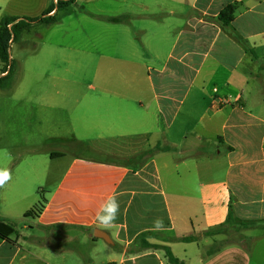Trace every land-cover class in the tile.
I'll return each mask as SVG.
<instances>
[{"label": "crops", "instance_id": "crops-1", "mask_svg": "<svg viewBox=\"0 0 264 264\" xmlns=\"http://www.w3.org/2000/svg\"><path fill=\"white\" fill-rule=\"evenodd\" d=\"M31 2L0 0V20L38 18L55 5L39 0L38 16ZM82 3L77 23L102 29L78 36L80 54L100 59L96 83H57L66 81L71 64L66 16L24 32L11 47L15 75L0 87V169L11 174L0 185V219L12 225L22 219L24 232L14 243L0 239V264H169L160 246L184 264H264V251L249 246L264 240V0ZM227 6H235L229 29L243 44L218 21ZM92 14L132 19L116 24ZM30 57L44 59L33 72L48 76L46 83L18 78ZM56 59L59 72L48 64ZM7 74L0 63V78ZM217 96L230 104L217 107ZM135 138L145 140L142 148L160 143L173 150L128 165L66 150L71 142L92 141L96 151L102 141ZM46 187L41 214L26 217L36 190ZM110 196L120 208L104 227L95 217ZM229 215L233 226L203 235ZM156 219L160 230L153 229ZM252 222L263 225L240 227ZM189 235L201 238L173 240ZM145 241L159 248H144Z\"/></svg>", "mask_w": 264, "mask_h": 264}, {"label": "rangeland", "instance_id": "rangeland-1", "mask_svg": "<svg viewBox=\"0 0 264 264\" xmlns=\"http://www.w3.org/2000/svg\"><path fill=\"white\" fill-rule=\"evenodd\" d=\"M29 4V9L32 10L33 14H36L38 16L41 15V12H39V0H32ZM82 1L85 0H75L74 5H70V8L67 9L66 12L61 13L63 10H59L58 14L56 15L57 21L58 19H62V17L66 16V21L69 20V22L72 23L70 25V30L72 33V52H71V64L65 65L66 69H69V71L66 73V81H58L57 83H64V84H70V85H79V84H90V83H96L97 81L94 79V72L96 71L97 64L99 63L98 56L92 55V56H86L81 53V47L84 46L83 42H79L78 36L80 35H91L95 34V32L102 30V29H96L92 27L89 23V25L83 24V23H77V19L79 18V12H77L78 9H80L81 5H83ZM110 1V0H109ZM53 4L54 0H52ZM76 8V9H75ZM82 9V7H81ZM79 11V10H78ZM42 37L40 39L41 42L46 39L47 33H44L41 35ZM123 37V34H122ZM38 37H34V39H31L28 43V49L30 50L33 46V44L36 42ZM89 41V40H88ZM82 44V45H81ZM17 47V46H16ZM14 47L13 52L15 55H17L15 58L18 60V54L19 49ZM26 51H23L20 54H25ZM25 64L20 69L21 73L18 76V78L21 77V81L25 82L28 79V83H34V84H44L47 82L48 76H36L33 72V69H40V67H43L45 64L44 59L42 58H36V57H30L29 59L24 61ZM49 67L54 71H61V62L56 60H49ZM26 75V77H25ZM99 143V142H98ZM89 144H92V141H86L84 144H76L75 142H71L70 144H67L66 150L69 154H84L89 157H98L103 160H109V161H116V162H134V164H139L142 161L138 158H142V155L146 151H148L150 148L147 146L146 148H142L145 145V140L142 138H135V139H126V140H115V141H102L97 145H101L99 149L96 151L91 150V146ZM132 145V146H130ZM154 147V146H153ZM60 173L59 169H56L54 173L51 172V179H55ZM50 187V186H48ZM48 187L43 189H37L36 190V196L38 198V201L36 204L39 203L41 198L44 199V197L47 195ZM39 191L41 192V195H39ZM13 226L17 233H23V220H16L13 221ZM17 234H15L13 237H16ZM12 237V238H13ZM250 248L257 254L264 251V240L250 244ZM263 250V251H262Z\"/></svg>", "mask_w": 264, "mask_h": 264}, {"label": "trees", "instance_id": "trees-1", "mask_svg": "<svg viewBox=\"0 0 264 264\" xmlns=\"http://www.w3.org/2000/svg\"><path fill=\"white\" fill-rule=\"evenodd\" d=\"M75 2V0H67V1H60L57 4L49 7L44 14L41 17L38 18H31V17H23L18 18L14 16H3L0 20V63H1V71L5 72L8 71V74L0 78V87L1 88H7L15 75V64L13 60L11 59V47L13 43H16L23 35L24 32L30 31L32 28L38 26V25H47L51 26L57 22V17L55 15H50V13L53 10H63L70 5H72ZM93 15V14H92ZM94 17L110 22V23H116V24H124L128 23L132 16L128 14L118 15V16H101V15H93ZM235 17V6H227L225 7L221 13L218 16V21L221 23L222 27L228 31L229 35L235 39L237 42H240L243 44V41L239 38V36L235 33L234 30L229 29L230 23L234 20ZM173 148L168 145H161L160 143L156 144L154 147L150 148L148 151L142 155V158L140 159L143 164L144 162L148 161L154 154L158 152H169L172 151ZM117 164L120 165H128L127 162H119ZM39 195H41V192L39 191ZM45 206V200L41 198L38 204H36L34 207H32L29 211L25 213V216H34L37 217L41 214L43 208ZM234 220L232 215H229V218L227 219L226 223L223 225H220L219 227L210 229L208 231H205L203 233L204 236L208 235H216L218 233H221L222 230L226 225L233 226ZM263 223H241L240 227L249 228V227H256V226H262ZM16 234V230L14 226L2 219H0V239L7 240L11 243H14V240L12 237ZM152 233H146L143 234L142 237L151 236ZM201 238L200 235H189L184 236L181 238L173 239L176 241H181L185 243L190 242H197ZM144 248H159L155 245H152L151 243L145 241ZM160 248H163L165 251V255L168 259L169 264H184L182 261H180L177 257L174 256L172 253L170 247L168 246H160ZM88 264V263H87Z\"/></svg>", "mask_w": 264, "mask_h": 264}, {"label": "clouds", "instance_id": "clouds-1", "mask_svg": "<svg viewBox=\"0 0 264 264\" xmlns=\"http://www.w3.org/2000/svg\"><path fill=\"white\" fill-rule=\"evenodd\" d=\"M11 179V174L7 168L0 169V185H4ZM119 202L115 196H110L101 205L100 210L96 214V221L104 227H111L117 220L119 213ZM163 227V221L156 219L153 222V229L160 230Z\"/></svg>", "mask_w": 264, "mask_h": 264}, {"label": "built area", "instance_id": "built-area-1", "mask_svg": "<svg viewBox=\"0 0 264 264\" xmlns=\"http://www.w3.org/2000/svg\"><path fill=\"white\" fill-rule=\"evenodd\" d=\"M60 1H67V0H54V3L57 4ZM53 12V11H52ZM51 14V13H50ZM214 104L218 107L226 106L230 104V100L226 97H215L213 100Z\"/></svg>", "mask_w": 264, "mask_h": 264}, {"label": "water", "instance_id": "water-1", "mask_svg": "<svg viewBox=\"0 0 264 264\" xmlns=\"http://www.w3.org/2000/svg\"><path fill=\"white\" fill-rule=\"evenodd\" d=\"M94 236L101 238V239L105 240L106 242H110V243L112 242L110 236L106 232L96 231L94 233Z\"/></svg>", "mask_w": 264, "mask_h": 264}]
</instances>
